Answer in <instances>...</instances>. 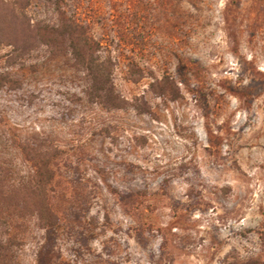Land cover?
<instances>
[{
	"label": "rangeland",
	"instance_id": "1",
	"mask_svg": "<svg viewBox=\"0 0 264 264\" xmlns=\"http://www.w3.org/2000/svg\"><path fill=\"white\" fill-rule=\"evenodd\" d=\"M66 2L129 106L88 104L64 60L13 68L0 49L24 83L0 98V167L18 185L35 174L22 145L56 156L60 224L13 218L16 264H264V0Z\"/></svg>",
	"mask_w": 264,
	"mask_h": 264
},
{
	"label": "trees",
	"instance_id": "2",
	"mask_svg": "<svg viewBox=\"0 0 264 264\" xmlns=\"http://www.w3.org/2000/svg\"><path fill=\"white\" fill-rule=\"evenodd\" d=\"M42 1L47 17L34 20L28 12L31 0H0V49H11L7 59L10 66L23 67L40 53L51 61L64 60V66L82 82V96L88 104L107 111L128 109V102L114 84L115 60L110 52L104 55L110 45L94 34V21L83 17L79 9L71 11L66 0ZM131 65L136 66L134 62ZM23 85L14 73L0 72V98L3 92L21 90ZM21 149L35 174L31 181L12 185L9 170L0 167V264H16L13 251L18 242L10 232L13 218L35 217L40 229L49 233L60 224L51 202L56 156L37 145L25 144Z\"/></svg>",
	"mask_w": 264,
	"mask_h": 264
}]
</instances>
